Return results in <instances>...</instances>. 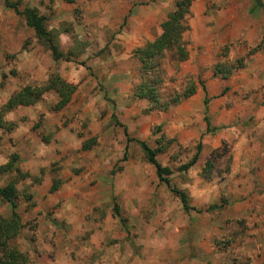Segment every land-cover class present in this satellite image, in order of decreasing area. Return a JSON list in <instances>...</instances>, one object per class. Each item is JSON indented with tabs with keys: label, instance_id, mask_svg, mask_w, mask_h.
Here are the masks:
<instances>
[{
	"label": "rangeland",
	"instance_id": "rangeland-1",
	"mask_svg": "<svg viewBox=\"0 0 264 264\" xmlns=\"http://www.w3.org/2000/svg\"><path fill=\"white\" fill-rule=\"evenodd\" d=\"M90 1L109 12L111 7L106 3L115 2L112 4L115 12L116 6L122 2L37 0L31 7L25 0H9L19 12L27 7L36 9L43 17L45 29L54 31L57 47L67 57L66 61H53L47 48L37 42L33 30L25 25L23 17L14 14L0 1L2 12L15 15V24L11 26L10 34L2 39L4 45L0 47V59L8 66L3 67L4 71L0 67V105L6 100L2 95L5 84L10 88L15 84L21 88L28 81L27 85L36 86L44 83L49 74L56 73L63 82L75 87L69 102L59 111L53 110L57 99L52 91L44 93V97L32 106L11 110H15V121L11 122L23 136L18 149L6 155V162L10 154H16L19 168V154H22L23 161L35 170V175L27 179L30 183L23 180L15 186L16 212L21 228L13 245L21 252L33 253L35 249L30 240L34 236L35 220L41 213L34 214V207L47 208V216H50L66 203L83 209L78 214L85 226L82 233L73 234L80 235V241L74 240L70 245L71 257L87 244L89 237H94L92 245L96 249L92 255L95 259L101 256L110 259L118 254L122 264H264V14L259 9L249 12V0H192L187 20L190 26L183 35L186 49L196 48L195 52L200 55L212 43L216 46L215 38L207 33L204 25L201 29L199 26L191 29V9L201 11L203 15L232 9L233 19L222 26L229 29L231 36L217 46L213 62L232 63L253 48L257 50L246 57L245 67L236 73L242 74L241 79H231L236 75L234 73L229 81L216 77L219 80L211 83V90L216 92L214 97L220 98L213 105L216 115L225 109L233 116L227 125L220 127L227 129L224 131L225 140L210 152L201 153L200 149L195 164L179 172L178 167L187 163L195 153L196 141L194 144L179 142L180 132L171 127V116L169 123L164 115L165 123L154 124L163 112L142 114L145 102L134 100L131 94L116 99L118 106L115 107L108 96V82L121 77L131 92L138 83L137 64L131 53L128 58L115 60L128 55L118 43L121 32L127 29L124 22L104 19L98 29L101 34L96 33L95 28L93 32L88 28L95 26V19L85 24L84 9ZM176 1L132 0L134 15L139 20L147 16L152 20V26H142L137 36L154 37L159 22L174 9ZM203 21L201 25L211 24V20ZM138 41L143 42V39ZM37 45L40 47L39 56L44 55V59L53 61V67L45 73V81L38 83L29 77V72L18 75L14 68L19 58L24 59V55L37 49ZM223 48L226 56L221 58L219 54ZM176 64L169 60L164 62V95L170 89L180 92L187 83H195V78L199 86H203L214 65L201 66L196 75L176 76ZM119 69L123 75L115 72ZM91 83H95L93 89ZM221 89H224L223 93ZM38 106L43 110L35 108ZM200 107L202 112V103ZM257 111L263 115L256 116ZM122 127L129 139L142 141L150 149L162 148L155 159L171 170L169 185L184 192L190 207L203 210L209 205H219L222 200L225 206L219 211L183 212L179 200L156 179L137 143L130 141L126 144V157L121 161L126 143ZM15 128L3 132L9 134ZM88 139L94 141L93 145L88 150H81V143ZM214 151L220 154V158L215 161L207 180L201 176V169ZM45 172L65 182L74 191L62 189L57 196H49L46 192L41 197L34 195L33 199L30 188L39 184ZM12 176L0 174V187ZM108 185V197H101L97 191ZM51 197L55 200L49 204ZM9 215L8 204L0 202V217Z\"/></svg>",
	"mask_w": 264,
	"mask_h": 264
},
{
	"label": "crops",
	"instance_id": "crops-1",
	"mask_svg": "<svg viewBox=\"0 0 264 264\" xmlns=\"http://www.w3.org/2000/svg\"><path fill=\"white\" fill-rule=\"evenodd\" d=\"M1 1V0H0ZM29 6L33 7L35 2L37 0H25ZM132 0H122L121 4L119 6H116L115 12L114 7L112 4H116L115 2L106 3L110 4L111 11L104 9L103 7H98L97 3L93 4L91 1L88 5L85 6L84 9V21L85 24H89L90 20H96L95 26L88 27L91 32L95 31L97 29L96 33L101 34V32H98V29H100L101 23L104 19L110 20L111 22H117V23H125V26L127 29L125 31L121 32V36H117L119 38L118 43L120 44V48L123 49V53H128V55H123L117 57L115 60H120L124 58H128L131 51L137 47H141L146 42L152 41L155 37H157L160 34V24L163 22V19L161 22H159L158 27L155 29V35L154 37L145 36H137L140 30H142V26H145L147 24H150V27L152 26V20L150 16L144 17V19L138 18V16L134 15L133 4L131 2ZM55 3H57V0H54ZM88 3V2H87ZM232 3V2H231ZM1 4V3H0ZM251 7V4H250ZM149 8V7H148ZM114 12V13H112ZM190 12V8H189ZM227 12V13H226ZM220 10L215 11V14L211 13L210 15H203L201 11H193L191 9V16H192V22H191V29L195 30V27H200L204 25L205 29L207 30V33L211 35L212 38H215L216 46L212 43L211 46L205 49L203 53L198 55L196 53V48L191 49L190 47H187V58L186 60L179 62L174 66L176 72V76H184V75H196L197 71L201 66H207L211 67L213 62V56L215 54V51L217 50V46L222 45L224 42L227 41V39L231 36V32L229 29H226L222 26L226 25V22L233 19V11L231 10ZM254 12V10H253ZM111 18H110V17ZM140 18H143V15L140 16ZM202 19L204 21L206 19L211 20V24H202ZM203 21V23H205ZM99 22V23H98ZM15 24V15L11 12H2L0 9V47H2L4 44H2V39L6 37V35L10 34L11 26H14ZM190 26V22H189ZM129 27V29H128ZM131 27H135L132 29ZM222 27V28H221ZM147 28V27H146ZM145 28V30H146ZM231 31L233 30V27L230 28ZM32 32V31H31ZM22 34V33H20ZM30 34V31L27 33ZM33 34V32H32ZM236 35L238 33H235ZM144 38L147 39L144 41ZM142 40L143 42H139L138 40ZM34 42V38L32 39ZM34 44V43H33ZM36 47V46H35ZM39 46L37 45V49L31 50L27 54L24 55L23 58H19L18 62L14 65V68L16 69V72L18 75H20L22 72H29L30 78L33 80H37L38 82H44L46 79V71L50 67H53V61L49 58L44 59V55L42 57L39 56ZM0 52L2 50L0 49ZM36 54V55H35ZM1 56V53H0ZM215 57V56H214ZM43 58V59H42ZM0 67L5 68L8 67L7 64L2 63V60L0 59ZM122 67V66H119ZM165 69V66H163ZM4 68L1 69V71H4ZM240 71V70H239ZM115 72L121 73L123 75L122 70L119 69ZM238 73V71L236 72ZM235 73V74H236ZM63 75V72L61 73ZM118 76H120L118 74ZM211 76L213 77L211 79ZM207 81L204 82L205 84L203 86H199L197 83V78H195V91L194 93L189 96L188 98L182 100L178 104L171 106L169 109H167L166 113H161V118L159 120H156L153 122L154 124H163L165 123L164 115H166V119H168L167 123H169L170 116L173 117L172 122H170L171 127L174 129H177L180 132V135L178 137V141L181 143H189L194 144L196 143L200 144L201 153L210 152L213 147H218L221 140H225L226 134L224 131L227 129H222L220 127L227 125L231 119L232 114L229 113L227 110L223 109L218 112L216 115L215 109L213 105L217 100H220V98H215L216 92L211 90V83L214 84L213 80H216L217 76H213L211 72L207 74ZM231 77V76H230ZM242 74L239 73V75H235L234 77H231L235 79H241ZM11 80V81H10ZM219 80V79H217ZM224 80V79H222ZM230 78L226 81H229ZM12 83V78L8 79ZM26 85L28 81L24 82ZM109 87V99L114 101L115 107L118 106L116 99H121L126 96H129L131 94L129 90V85L125 84V80L121 77L116 78V80H113L112 83L108 82ZM166 83V82H165ZM20 84V83H18ZM25 84H22L21 87H23ZM16 85V84H15ZM13 85V88L9 87L8 84H5V88H3V97L4 99H7L8 96L11 93H14L16 90L19 89L18 85ZM166 85V84H165ZM95 86V83H91V88L93 89ZM172 90V89H170ZM222 90V89H221ZM97 92V91H96ZM88 95V93H86ZM87 95H84L85 97ZM98 95V93H97ZM44 95L42 96V98ZM206 98V105H203V99ZM3 102V101H2ZM204 106L201 112L200 105ZM209 105V106H208ZM22 108V107H17ZM39 111L43 110L41 107H35ZM205 109V111H204ZM14 111H10L5 114V122H11L15 121V118H13ZM263 113V111H262ZM256 116H262L263 114L260 113V111H257L255 113ZM204 117H206L208 128L211 129L210 132H206L207 125L204 121ZM19 128H15L12 133H4L2 130H0V166L3 165L6 162V155L13 152L14 150L18 149V146L21 142V131H18ZM23 140V139H22ZM126 145V143H125ZM125 147V146H124ZM20 151V150H19ZM20 155V170L21 172H27L30 179L33 175H35V170H33L30 164L28 162L23 161L25 157ZM39 159V158H37ZM38 169L41 168L40 164H37ZM88 174V173H87ZM25 183H30L29 180L25 181ZM51 184V175L49 173H43L39 184L34 185L32 188H30V193L36 196H43L46 192L48 193V189ZM68 185L64 182L60 185V187L53 193H48V195L52 196L55 195L58 192H60L62 189L67 190L71 189L73 192L74 190L72 188H68ZM110 186H105L103 188H100L99 194L101 197L107 198L110 191ZM55 199L52 197L49 198V204H51ZM51 206V205H50ZM41 211V213H40ZM44 211V212H43ZM83 211L80 210L79 207L75 205H68L66 203L62 204L59 209L54 210L53 213L50 216H47V208L40 209V207L35 206L34 207V214H39V216L35 220V231L33 239L30 240V243H33V248L35 251L33 253L27 252L28 257H30L31 261H29V264H122L121 258L117 255H112L110 259L108 257H99L98 259L94 258L92 255L95 252V245H92L94 243V237H89L87 244L84 245L82 248L77 249L74 253L75 257H71L69 252L71 251L70 245L73 243L74 240L80 241L79 236H75L73 234H80L83 232V229L85 228L84 222L79 217V212ZM76 213V214H74ZM54 232V234H53ZM62 244V246H59ZM83 250V251H81Z\"/></svg>",
	"mask_w": 264,
	"mask_h": 264
},
{
	"label": "trees",
	"instance_id": "trees-1",
	"mask_svg": "<svg viewBox=\"0 0 264 264\" xmlns=\"http://www.w3.org/2000/svg\"><path fill=\"white\" fill-rule=\"evenodd\" d=\"M4 5L12 9L14 14L21 15L25 22V25L33 30L34 37L37 42L44 45L53 61L68 60L58 49L57 43L54 39V31H47L43 25V17L38 15L34 8H24L21 12L17 11L14 5L9 0H2ZM70 3L71 0H64ZM251 7L249 12L259 9L264 14V3L262 0H249ZM192 0H177L175 2L174 9L168 12L165 19L160 24V34L152 41L146 42L141 47H137L131 51V57L137 64V76L138 83L132 87L131 96L135 100H142L145 102V106L141 110L142 114H149L150 112H165L171 106H174L182 100L191 96L195 91V83L189 82L180 92L171 90L162 94V87L165 82L163 65L164 62L169 60L170 63H179L187 58L186 42L183 40V35L188 31L189 26L187 20L189 17V8ZM257 48H253L245 56L237 57L232 63L217 62L212 67L213 76H217L220 79H227L237 71L243 69L246 63V57L250 56ZM226 56V50L221 49L219 57L224 58ZM75 87L63 82L58 74L51 73L48 75L47 80L39 85L31 86L24 85L10 95L3 104L0 105V130L9 132L15 128L16 124L12 122H5L3 116L17 107L32 106L36 103L44 93L52 91L56 95V103L53 106L54 111L62 109L70 100ZM224 92V89L221 91ZM206 98L203 99V105H206ZM114 119V116L112 115ZM115 120V119H114ZM204 121L207 125L206 132H210L208 128L206 117ZM122 132L125 137L126 144L133 141L128 138L127 132L122 127ZM162 139V136H160ZM140 147L143 157L147 164L152 166L156 179L163 183L170 193H172L181 205L183 212L190 210L196 213L219 211L225 206V201H221L219 205H209L203 210L190 207L187 201V197L183 191L177 190L169 185L168 176L171 174V170L165 166H161L155 159V156L162 148L150 149L144 142L134 140ZM94 141L88 139L83 141L80 145L81 150H88ZM127 145L124 147V152L121 161L125 160ZM200 150V144L195 146V153L185 164L178 167V171H186L192 165L195 164L198 152ZM17 155L10 154L7 158V162L0 166V174L13 176L8 182L0 187V202L7 203L10 208V215L8 217H0V264H29V257L27 252H21L13 245V240L18 235L21 228L19 216L16 212L17 207V190L16 184L20 181L28 178L26 172H21L16 166ZM220 158V154L216 151L211 153L208 159L203 163L201 169V176L204 179H210L211 172L215 161ZM227 169V167H226ZM62 181L54 176L51 177V184L48 189V193L55 192ZM29 200V197L26 198ZM116 212V208H114Z\"/></svg>",
	"mask_w": 264,
	"mask_h": 264
}]
</instances>
